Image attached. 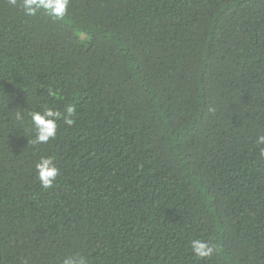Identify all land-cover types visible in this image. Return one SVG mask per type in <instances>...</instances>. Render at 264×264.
<instances>
[{
    "label": "trees",
    "instance_id": "1",
    "mask_svg": "<svg viewBox=\"0 0 264 264\" xmlns=\"http://www.w3.org/2000/svg\"><path fill=\"white\" fill-rule=\"evenodd\" d=\"M42 106L63 115L33 145ZM259 135L264 0H0V264H264Z\"/></svg>",
    "mask_w": 264,
    "mask_h": 264
},
{
    "label": "clouds",
    "instance_id": "2",
    "mask_svg": "<svg viewBox=\"0 0 264 264\" xmlns=\"http://www.w3.org/2000/svg\"><path fill=\"white\" fill-rule=\"evenodd\" d=\"M9 3L16 6L18 0H9ZM20 4L26 16H35L43 10L55 20H63L67 15L70 0H20ZM65 112L67 115L64 117V122L71 127L75 123L71 119L75 114V109L68 106ZM62 115L60 111L47 106L28 112V117L32 122L31 132L33 133L30 143L33 145L47 144L50 140H54L57 137L58 120ZM14 120L23 124L25 116L22 112L16 111ZM256 143L264 145V135H259ZM261 154L264 155V148L261 149ZM35 169L39 183L44 189H51L61 174L51 156H41L35 165ZM190 244L193 253L200 258L210 257L215 251L214 246L204 239L194 238ZM62 264H88V261L83 256H69L63 260Z\"/></svg>",
    "mask_w": 264,
    "mask_h": 264
}]
</instances>
